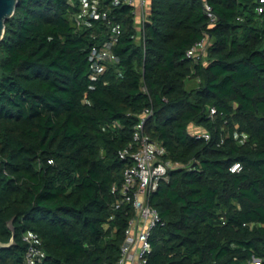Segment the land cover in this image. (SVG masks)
I'll list each match as a JSON object with an SVG mask.
<instances>
[{
  "label": "trees",
  "instance_id": "1",
  "mask_svg": "<svg viewBox=\"0 0 264 264\" xmlns=\"http://www.w3.org/2000/svg\"><path fill=\"white\" fill-rule=\"evenodd\" d=\"M84 1L18 0L5 21L0 242L12 222L14 244L0 264H22L26 231L42 264H116L134 214L114 206L129 165L118 152L146 109L144 133L180 165L149 198L146 264H264V2L206 0L211 22L201 0H148L140 33L133 6L89 4L108 26ZM115 29L118 62L93 73L91 48Z\"/></svg>",
  "mask_w": 264,
  "mask_h": 264
},
{
  "label": "built area",
  "instance_id": "2",
  "mask_svg": "<svg viewBox=\"0 0 264 264\" xmlns=\"http://www.w3.org/2000/svg\"><path fill=\"white\" fill-rule=\"evenodd\" d=\"M99 0H85L82 6V15L101 19L110 26L107 13L89 10V4H97ZM204 13L210 18L211 22L216 21L210 6L206 0H201ZM264 2V0H259ZM113 4H127L134 8V14L138 18V31L143 30V22L147 17L148 0H111ZM258 7V13L261 12ZM135 17V18H136ZM137 20V19H136ZM119 34L115 29L107 41L102 45L91 48L89 61L92 64V72L99 73L104 68V63L116 64L118 59L112 52L116 36ZM208 46V40L203 38L194 44L187 52L186 56L194 61L200 60ZM214 114V109H210V115ZM151 115V111L144 110L139 122L133 128L132 137L129 144L118 152L120 160L128 161L129 165L123 171V180L118 189L113 188L112 192L117 191L119 198L114 206L118 208L121 204H131L133 216L129 219L124 232V240L120 246L119 258L116 264H146V257L151 252L149 236L152 228L159 221L157 212L149 206V198L156 192L162 181H167L170 171L178 169L180 165L168 160H163L164 148L144 133V124ZM114 129L118 124L113 123ZM194 133V132H193ZM196 137L209 139L205 132L194 133ZM235 164L231 171L238 170ZM21 241L25 245V252L22 264H42L44 253L40 248V238L36 233L26 231L21 236Z\"/></svg>",
  "mask_w": 264,
  "mask_h": 264
},
{
  "label": "water",
  "instance_id": "3",
  "mask_svg": "<svg viewBox=\"0 0 264 264\" xmlns=\"http://www.w3.org/2000/svg\"><path fill=\"white\" fill-rule=\"evenodd\" d=\"M17 2L18 0H0V40L4 34L5 21L13 16ZM9 227L12 232V238L7 244L0 242V250L9 248L14 244V230L12 228V222H9Z\"/></svg>",
  "mask_w": 264,
  "mask_h": 264
},
{
  "label": "rangeland",
  "instance_id": "4",
  "mask_svg": "<svg viewBox=\"0 0 264 264\" xmlns=\"http://www.w3.org/2000/svg\"><path fill=\"white\" fill-rule=\"evenodd\" d=\"M136 19H137L136 22H137V24H138V18L136 17ZM138 27H139V25H138ZM138 27H137V28H138ZM253 263L256 264L257 261H253Z\"/></svg>",
  "mask_w": 264,
  "mask_h": 264
},
{
  "label": "crops",
  "instance_id": "5",
  "mask_svg": "<svg viewBox=\"0 0 264 264\" xmlns=\"http://www.w3.org/2000/svg\"><path fill=\"white\" fill-rule=\"evenodd\" d=\"M138 29H139V27H138ZM193 129H194V127H193ZM128 264V263H127Z\"/></svg>",
  "mask_w": 264,
  "mask_h": 264
}]
</instances>
